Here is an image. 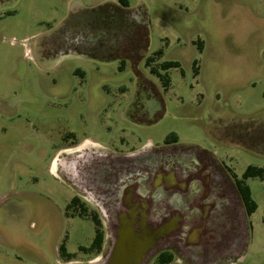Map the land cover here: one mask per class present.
I'll return each mask as SVG.
<instances>
[{
	"label": "rangeland",
	"instance_id": "obj_1",
	"mask_svg": "<svg viewBox=\"0 0 264 264\" xmlns=\"http://www.w3.org/2000/svg\"><path fill=\"white\" fill-rule=\"evenodd\" d=\"M127 3L0 0V264H91L104 217L66 207L79 178L151 144L214 157L228 185L264 169V0ZM159 49L151 66L182 68L166 90L145 64ZM246 183L238 246L168 264H264V172Z\"/></svg>",
	"mask_w": 264,
	"mask_h": 264
},
{
	"label": "flooded vegetation",
	"instance_id": "obj_2",
	"mask_svg": "<svg viewBox=\"0 0 264 264\" xmlns=\"http://www.w3.org/2000/svg\"><path fill=\"white\" fill-rule=\"evenodd\" d=\"M113 159L98 178H79L80 190L66 205L79 212L88 200L102 212L91 264H168L182 252L211 259L238 246L248 214L236 178L228 185L214 157L151 144Z\"/></svg>",
	"mask_w": 264,
	"mask_h": 264
},
{
	"label": "trees",
	"instance_id": "obj_3",
	"mask_svg": "<svg viewBox=\"0 0 264 264\" xmlns=\"http://www.w3.org/2000/svg\"><path fill=\"white\" fill-rule=\"evenodd\" d=\"M119 1L121 2L122 5H124V7L128 6L127 0H119ZM198 48L200 50L202 49L201 43H199ZM161 54H162L161 49L155 51L152 55L147 57L145 64L147 67H149L151 73L156 74L160 78L162 86L166 90L170 85V79H169L167 70H169L170 68L176 67V68H180V70L182 72V68H181L179 61H176V60H165L159 64V68H155V67L151 66L150 64H151V61L154 60L153 58L159 57ZM195 62L196 61H194V63ZM196 66H195V68H197ZM120 68H122V66H120ZM159 70L164 71V73L162 74ZM195 71L197 72V70H195ZM177 140H178V137L174 132L168 134L167 137L165 138L166 143L176 142ZM263 172H264V169L260 166L248 165L246 167V169L244 170V172L242 173L241 178L236 177V186H237L238 191L240 193V197L242 199V202L244 204V207L246 209L247 214H251L252 212H254L257 208V204H256L255 200L252 198L251 189H250V186L246 183V179H248L250 177L262 178ZM74 201H75V198L72 199V202H74ZM67 208H69V207H67ZM83 210H86V209L84 208ZM90 217L92 218V220L94 222V226H95V228H94L95 234L93 237L92 246L93 247H99V245L101 243L100 238L102 236L101 230L99 228L100 227V220L98 219V217L96 216L95 213H93ZM59 249L61 252L64 253L65 247L63 244L60 245ZM168 260H169V258H168Z\"/></svg>",
	"mask_w": 264,
	"mask_h": 264
},
{
	"label": "crops",
	"instance_id": "obj_4",
	"mask_svg": "<svg viewBox=\"0 0 264 264\" xmlns=\"http://www.w3.org/2000/svg\"><path fill=\"white\" fill-rule=\"evenodd\" d=\"M251 189V188H250Z\"/></svg>",
	"mask_w": 264,
	"mask_h": 264
}]
</instances>
